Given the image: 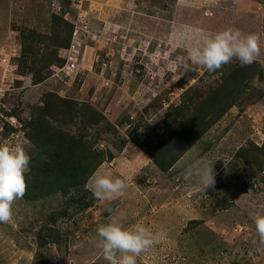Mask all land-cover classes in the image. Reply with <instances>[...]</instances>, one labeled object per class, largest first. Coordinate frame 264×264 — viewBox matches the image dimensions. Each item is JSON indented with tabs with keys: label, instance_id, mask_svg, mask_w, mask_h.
Returning a JSON list of instances; mask_svg holds the SVG:
<instances>
[{
	"label": "rangeland",
	"instance_id": "374dc122",
	"mask_svg": "<svg viewBox=\"0 0 264 264\" xmlns=\"http://www.w3.org/2000/svg\"><path fill=\"white\" fill-rule=\"evenodd\" d=\"M53 15L68 22L69 42L23 39L49 34ZM227 28L260 37L256 76L163 172L151 154L167 122L195 111L177 112L241 67L233 59L211 73L188 57ZM68 55L79 60L70 75L59 71ZM43 66L48 77L34 84ZM49 94L90 107L92 124L100 120L84 139L103 155L97 170L127 183L117 200H98L88 182V206L76 191L36 197L30 171L44 159L31 137L38 123L73 136L83 129L82 114L45 108ZM25 142L27 192L13 204V223H0V264H109L97 235L109 207L125 228L139 224L159 236L137 264H264V246L253 243L254 219L264 215V0H0V144ZM197 162L213 165V188L193 180Z\"/></svg>",
	"mask_w": 264,
	"mask_h": 264
},
{
	"label": "trees",
	"instance_id": "16d2710c",
	"mask_svg": "<svg viewBox=\"0 0 264 264\" xmlns=\"http://www.w3.org/2000/svg\"><path fill=\"white\" fill-rule=\"evenodd\" d=\"M51 23L52 31L49 34L41 36L35 31H29L28 35H24L23 32V39L41 42L51 40L57 45L69 42L70 33L67 32L66 28L68 22L57 15H53ZM65 31L68 38L63 39L62 36H67L64 34ZM27 58L28 56L21 58L22 64L19 63V68L24 66ZM255 65L256 63L253 62L249 66L236 67L226 74L217 88L212 89V94L201 98L198 103L192 101V99L185 100L182 106H187L177 108L178 115H180L179 112H183L184 109H192L193 106L195 111L190 112V114L182 113L174 122H167L169 127L166 128L163 138H160L151 154L152 161L161 171H169L178 158L185 154L236 103L243 87L256 76ZM45 69H47L46 66H43L39 72H36L37 78L34 84H39L48 77L47 75L44 78V73H42ZM46 98L45 108L51 109L53 112H56L54 110L57 108L62 109L64 115L66 111L70 114H82L83 129H81L80 136H73L68 131L52 127L44 119L38 123L35 133L31 137L32 140L38 139L37 142L33 140V143L44 156V159H35L30 171L35 186V195L37 198L55 194L67 196L72 191H76L79 195V202L83 203L84 206H88L90 202L87 201L86 183L103 163L102 153L94 149L93 145H89L84 139V130H86L87 125L92 124L86 119L89 113L88 109L91 108H88V106L82 107L73 100L62 99L55 94H49ZM94 112L97 116V112L91 110L92 114ZM71 120H73V117ZM99 121L95 119L93 124L96 125ZM108 127L113 128L111 125H108ZM255 163L260 164L262 161L258 157Z\"/></svg>",
	"mask_w": 264,
	"mask_h": 264
},
{
	"label": "clouds",
	"instance_id": "9594fccd",
	"mask_svg": "<svg viewBox=\"0 0 264 264\" xmlns=\"http://www.w3.org/2000/svg\"><path fill=\"white\" fill-rule=\"evenodd\" d=\"M238 2V0H234ZM261 51L260 37L255 33L244 34L239 29L227 28L206 38L202 46L188 50L193 65L204 67L214 73L224 65L239 61L241 66L251 65ZM26 143L0 144V223H13V204L27 192L25 173L29 171L31 157ZM193 180L202 188H213L216 183L213 165L196 163ZM94 197L100 201H115L122 196L128 185L124 179L112 178L97 170L87 184ZM110 221L97 228L101 238L102 253L109 264H137V258L159 243V236L143 225L125 228L120 222L122 214L107 209ZM257 239L253 241L264 246V215L254 219Z\"/></svg>",
	"mask_w": 264,
	"mask_h": 264
},
{
	"label": "built area",
	"instance_id": "2783aa9c",
	"mask_svg": "<svg viewBox=\"0 0 264 264\" xmlns=\"http://www.w3.org/2000/svg\"><path fill=\"white\" fill-rule=\"evenodd\" d=\"M73 55V54H70ZM68 55L66 59V63L64 67H62L59 71H62L66 75H70L77 71L78 69V58H74L72 56Z\"/></svg>",
	"mask_w": 264,
	"mask_h": 264
}]
</instances>
